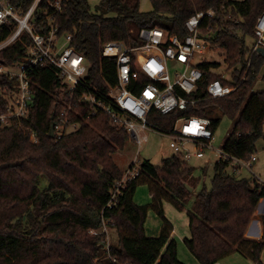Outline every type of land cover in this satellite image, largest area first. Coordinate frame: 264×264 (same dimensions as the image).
I'll list each match as a JSON object with an SVG mask.
<instances>
[{"label": "trees", "instance_id": "1", "mask_svg": "<svg viewBox=\"0 0 264 264\" xmlns=\"http://www.w3.org/2000/svg\"><path fill=\"white\" fill-rule=\"evenodd\" d=\"M34 0H9L18 9L27 10ZM149 11L140 10V0H67L56 13L45 0L35 9V19L46 27L47 17H54L60 33H71V45L89 61L87 80L102 97L114 84V60L101 54L109 40L138 46L141 28L161 27L170 34L187 35L186 19L197 10L212 9L214 16L205 18L199 31L209 45L225 52L230 78L211 71L214 62L198 64L203 80L190 96L197 98V115L209 117L215 131L220 113L235 119L232 131L222 149L233 156L247 159L255 142L264 136V91L252 92V85L262 72L264 56L251 53L245 36H254V24L264 10V0H150ZM11 33L0 31V40ZM31 38L22 35L7 49L0 50V63L20 60ZM112 70V72H111ZM38 88L30 115L23 126L0 129V264H186L177 255V241L170 237L171 225L164 224L157 237L145 234V207L133 201L143 176L149 178L153 205L159 208L153 188L168 192L182 208L196 186L194 168L172 154L153 165L141 164L140 174L129 181L115 205H107L114 183L122 176L113 154L130 137L127 130L114 123L107 114H91L89 103H75L83 119L75 131L59 138L50 137L51 125L61 108L58 97L63 83L51 65L35 69ZM235 85L230 93L209 97L205 85L214 79ZM1 85L8 84L5 78ZM6 100L0 96V111ZM173 114L154 112L150 120L171 125ZM34 133L36 141L31 139ZM229 160L217 161L209 188L197 192L187 210L190 235L183 239L188 250L201 264H216L221 258L247 245L254 264H262L263 234L260 239L245 237L259 200L264 197V184L228 170ZM45 185L42 187V182ZM191 188V190H190ZM160 209V208H159ZM161 215V210L158 211ZM103 221L115 228L116 240L104 253ZM242 253V252H240ZM104 254V255H102ZM116 258V262L111 257Z\"/></svg>", "mask_w": 264, "mask_h": 264}, {"label": "built area", "instance_id": "2", "mask_svg": "<svg viewBox=\"0 0 264 264\" xmlns=\"http://www.w3.org/2000/svg\"><path fill=\"white\" fill-rule=\"evenodd\" d=\"M41 1L34 0L27 10L22 11L9 0H0V31L3 28L11 30L8 36L0 40V50L9 48L18 40L22 41L24 33L31 38L20 60L0 63V79L10 81L4 86L0 82V96L6 100L4 109L0 111V129L23 126V120L30 115L38 88L33 78L35 69L51 65L63 83L58 97L62 106L53 123L56 139L79 127L83 117L75 103H89L93 109L91 114H107L114 123L125 128L138 144L147 140L145 130L155 131L168 136L173 154L189 164L193 160H204L205 166L209 162L205 152L213 150L217 152L218 161H230L228 170L237 176H245L244 172L254 174L253 164L257 160L254 152L243 159L224 152L222 148L213 147L215 131L211 119L189 112L196 108L198 102L190 95L203 80L202 69L193 61L195 53L201 51L206 42L199 27L205 18L214 16L212 9L197 10L190 15L185 21L188 33L183 38L155 26L140 29L139 36L145 40L142 45L127 46L116 40L105 42L101 54L113 58L116 81L101 97L87 80L89 61L71 45L73 35L58 32L59 25L52 16L47 17L46 27L35 19V9ZM45 1L56 13H60L67 0ZM254 36L250 51L260 54L257 48H264V10L255 21ZM170 60H176L181 65V71L173 77L169 72ZM204 89L209 97L215 98L230 93L235 85L224 84L217 78L208 82ZM154 112L160 115L180 114L175 116L171 125H164L150 120ZM31 139L36 141L34 133ZM139 174L140 169L135 163L123 172L111 190L107 203L109 207L116 204L127 183ZM109 229L106 221H103L100 230H90L105 234L104 253H109ZM109 257L116 262L115 257Z\"/></svg>", "mask_w": 264, "mask_h": 264}, {"label": "rangeland", "instance_id": "3", "mask_svg": "<svg viewBox=\"0 0 264 264\" xmlns=\"http://www.w3.org/2000/svg\"><path fill=\"white\" fill-rule=\"evenodd\" d=\"M98 2L99 0H89L91 6H94ZM139 6L141 11H149L152 8L150 0H140ZM245 42L246 46L251 47L254 43V39L253 37L247 35L245 36ZM193 61L195 64L214 62L217 63V66L214 68V72L223 73L225 76H229L231 73V69L227 68V63L225 62L224 50L222 48L212 47L208 44V42H204L201 51H197L195 53ZM180 71V63L176 60H170L169 72L171 76L173 77L176 72ZM262 72L252 85V92L264 91V78L262 77ZM216 114L220 116V122L217 129L215 130V139L212 142V146L222 148L226 138L232 131L236 120L222 116L218 112ZM144 133L147 135L146 141H142L140 144H138L131 137H128L125 140L124 146L114 152L113 159L121 171L125 172L132 166L133 163H135V166L138 169H141V164L145 160H148L153 165H160L164 158L173 154V151L169 146L170 139L168 136L150 130H145ZM254 153L257 156V160L253 164L254 174H250L248 172H244L243 174L249 177L251 180H257L258 182L264 184V136L255 142ZM205 154L209 159V162L205 166L203 165L204 160H193L190 162V165L194 168V177L197 179V183L191 197L186 203L183 204L184 207L180 208L177 205L172 194L159 191L156 188H153L152 192L155 196V199H160V209L158 207L152 206L153 198L151 195V184L149 178H147L146 175L143 176L141 182L137 185L133 195V201L138 206L145 207V234L150 237H157L163 231V226L165 223L169 226L171 225L177 241L178 258L186 264H201L199 260L188 250L183 241L185 237H189L190 235L187 210L191 207L193 200L195 199V196L201 187L203 185H205L206 188L210 187L211 178L214 172V165L219 160L216 151L206 150ZM44 185L45 181L42 182L41 186L43 187ZM263 198L259 200L257 208L251 217L250 223L254 218L259 219L261 222V217L264 214ZM159 210H161V215L158 212ZM172 230L169 232V234H171ZM108 233L110 242L111 240H116L118 232L115 228L109 229ZM262 234L263 228L261 229V234H258L257 240L261 238ZM238 248L239 252L232 251L230 254L221 258L220 263L254 264L248 255L251 249L247 245L238 246ZM261 261L262 264H264V250L261 253Z\"/></svg>", "mask_w": 264, "mask_h": 264}, {"label": "crops", "instance_id": "4", "mask_svg": "<svg viewBox=\"0 0 264 264\" xmlns=\"http://www.w3.org/2000/svg\"><path fill=\"white\" fill-rule=\"evenodd\" d=\"M214 68L215 67H213L212 69H211V71H213L214 72ZM217 73V72H216ZM220 74H223V73H220ZM224 75V74H223ZM230 75H231V73H230ZM230 75L229 76H225V77H230ZM263 126H264V124H263ZM264 131V130H263ZM263 200H264V198H263ZM253 219V218H252ZM261 229H262V226H261V222H260V220L259 219H257V218H254L253 220H252V222L250 223V225L248 226V229H247V231H246V234H245V237L246 238H251V239H255V240H257V236H258V234L260 233L261 234ZM255 230V231H254ZM170 237H174L175 238V233H174V230H172V232H171V234H170ZM176 239V238H175ZM216 264H221L220 263V261L219 262H217Z\"/></svg>", "mask_w": 264, "mask_h": 264}, {"label": "water", "instance_id": "5", "mask_svg": "<svg viewBox=\"0 0 264 264\" xmlns=\"http://www.w3.org/2000/svg\"><path fill=\"white\" fill-rule=\"evenodd\" d=\"M257 50H258V52L261 53V55L264 56V48L263 47H258ZM49 135H50V137H53L54 136V133H53V125H51V127H50ZM190 190H191V188H190Z\"/></svg>", "mask_w": 264, "mask_h": 264}]
</instances>
